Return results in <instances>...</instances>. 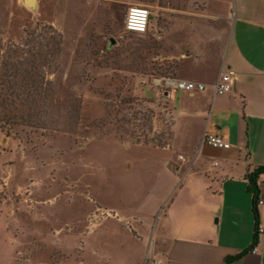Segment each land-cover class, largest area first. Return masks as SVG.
Here are the masks:
<instances>
[{"label":"rangeland","instance_id":"1","mask_svg":"<svg viewBox=\"0 0 264 264\" xmlns=\"http://www.w3.org/2000/svg\"><path fill=\"white\" fill-rule=\"evenodd\" d=\"M226 1L36 0L31 9L0 0L4 44L43 35L53 55L40 128L0 130V264L141 262L162 195L158 152L172 151L170 102L158 81L189 70L172 57L191 35L202 47L209 25L227 29ZM134 6L152 13L145 35L125 31ZM133 217L143 221L140 240L130 234Z\"/></svg>","mask_w":264,"mask_h":264},{"label":"crops","instance_id":"2","mask_svg":"<svg viewBox=\"0 0 264 264\" xmlns=\"http://www.w3.org/2000/svg\"><path fill=\"white\" fill-rule=\"evenodd\" d=\"M226 2L227 29L212 23L206 45L198 44L201 35H191L186 49L172 57L189 68L182 74L178 68L180 80H195L206 89H167L172 151L158 152L157 227L138 264H226L229 258H237L232 264H264V234L256 238L258 226L264 228V204L257 203L256 220L247 178L264 167V0ZM227 71L235 73V88L216 95L213 85ZM178 94L177 109L172 102ZM206 134L222 137L231 147L203 144ZM258 191V202L264 203V174ZM133 220L136 235L130 234L140 240L136 225L143 221Z\"/></svg>","mask_w":264,"mask_h":264},{"label":"trees","instance_id":"3","mask_svg":"<svg viewBox=\"0 0 264 264\" xmlns=\"http://www.w3.org/2000/svg\"><path fill=\"white\" fill-rule=\"evenodd\" d=\"M39 37L40 39L32 38L26 43L9 45H5L0 38V130L7 137L17 136L26 129H38L43 123L42 112L46 106L48 92H51L46 68L48 57L53 55L48 50V39L46 43L43 35ZM146 49L148 50L144 47L143 51ZM136 59L141 60V57L136 56ZM262 174L264 167L247 176L249 189L253 194L256 220L258 181ZM236 259L229 258L226 264H232Z\"/></svg>","mask_w":264,"mask_h":264},{"label":"built area","instance_id":"4","mask_svg":"<svg viewBox=\"0 0 264 264\" xmlns=\"http://www.w3.org/2000/svg\"><path fill=\"white\" fill-rule=\"evenodd\" d=\"M152 13L145 7H130L127 11L124 27L128 33L145 35L149 31ZM235 73L227 71L223 73L218 81L213 85L216 95L224 96L233 92L235 88ZM160 85L163 84L166 89H173L175 91H184L188 93L203 92L206 86L202 83L184 81L175 78H163L158 81ZM203 144L215 149H229L231 146L225 142L224 139L217 135L206 134L203 137ZM263 205L262 201L258 202ZM264 234V228L258 226L256 231V238Z\"/></svg>","mask_w":264,"mask_h":264},{"label":"water","instance_id":"5","mask_svg":"<svg viewBox=\"0 0 264 264\" xmlns=\"http://www.w3.org/2000/svg\"><path fill=\"white\" fill-rule=\"evenodd\" d=\"M26 4H27L31 9H35V8H36V0H26Z\"/></svg>","mask_w":264,"mask_h":264}]
</instances>
